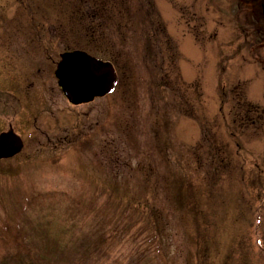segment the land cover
Here are the masks:
<instances>
[{
    "label": "rangeland",
    "instance_id": "374dc122",
    "mask_svg": "<svg viewBox=\"0 0 264 264\" xmlns=\"http://www.w3.org/2000/svg\"><path fill=\"white\" fill-rule=\"evenodd\" d=\"M153 2L173 43L164 47L159 71L170 74L174 86H157L158 73L143 67L144 31L131 32L128 25L127 37L99 47L105 54L97 51L118 66L115 92L75 107L52 71L64 51L93 49L77 23L59 0H0V101L20 100L18 111L0 102V133L12 128L25 142L20 155L0 162V262L18 254L16 243H25L28 234L27 249L42 243L26 218L35 227L49 226L55 237L67 230L62 208L33 203L38 193L62 192L82 202V220L96 212L112 217L109 199L137 206L139 211L126 210L134 212L137 225L122 241L125 252L139 241L144 246L151 231L159 232L156 248L165 264H264V70L254 52H238L243 39L234 0ZM38 69L49 81L33 101H42L47 91L62 101L56 120H36L40 112L26 101L33 92L24 76L30 80ZM249 105L259 111L248 114ZM155 125L161 135L167 131L163 148L156 144ZM154 174L153 192L145 180ZM145 200L159 210L156 225L146 215L150 209H141ZM126 212L119 214L129 222ZM24 224L30 228L26 235L18 229ZM138 229L147 232L136 240Z\"/></svg>",
    "mask_w": 264,
    "mask_h": 264
},
{
    "label": "trees",
    "instance_id": "16d2710c",
    "mask_svg": "<svg viewBox=\"0 0 264 264\" xmlns=\"http://www.w3.org/2000/svg\"><path fill=\"white\" fill-rule=\"evenodd\" d=\"M59 1L60 3L62 2V9L67 12L69 20L77 23L81 36L87 38L93 46V49L90 51L92 53L97 54L98 51L105 54L104 51L99 50V47H110L109 45H115L117 40L121 39L122 36L127 37L125 29L128 25L130 26L131 32L137 33L139 30H143L144 34L141 40L143 47V67L151 75H154L155 72L158 73L157 86H160L162 90L174 86L173 81L175 79L171 78L170 74L167 75L159 71V69L163 68V49L164 47L171 48L173 43L167 39L166 29L156 15L153 0ZM113 35H115L114 43L112 42ZM147 58H149L148 61ZM107 59L112 60L110 57ZM173 61L175 62V58L171 60L172 66H174ZM165 98L167 99V97ZM247 107L249 108L247 111L248 114L252 111H259V108H255L252 105ZM241 121L244 120L241 119ZM245 121L249 122L246 119ZM165 124L167 125L166 121ZM156 125L154 129L156 144L161 143L160 148H163L168 142L165 139L167 137H164L167 131L161 135V131ZM159 136H161V140ZM215 155L213 153L212 157ZM146 171L145 168L144 172L146 173ZM150 171L153 173L155 170L151 169ZM155 176V174L152 176L151 181L148 178L145 180L146 187L153 192L156 188L154 184ZM180 181L186 183V179L183 177H180ZM182 187L183 185L179 186V193L176 196L179 205L184 204L183 194H181L183 193ZM187 188L188 191L192 192L191 184L188 183ZM188 196L190 199L194 197V195ZM35 202L38 205L49 202L53 210L56 206L62 208V210H56L64 213L66 222L70 223L67 230L63 228L58 233L60 237L62 236V240L60 237L50 235L49 226L40 227V225H37L35 227L28 222L29 218H26L25 222L29 224L30 228L34 229L35 234L39 235L42 243L40 246L35 245L36 250L27 249V246L30 245L28 244L29 237L30 242L32 239L28 234L23 237V239L26 238L25 243H16L20 248V252L18 254H11L9 257H6L4 262H0V264H165L156 248L159 232L150 234L151 231L147 232L146 230L141 231L138 229L132 235V237L136 236V240L146 232L149 234L146 237L144 246L139 241L137 242L138 246L134 247L132 245L131 251L125 252L123 250L122 241L125 239V235L128 236L130 229L137 225L133 220L132 215L134 212L132 213V210L139 211V208L133 206L131 203H124L122 199L118 198H115L114 201L109 199L106 207L110 209L113 206L115 212L112 217H106L96 212L90 218L82 220L83 217L87 216V213L81 210L82 202L65 193L55 192L42 196L38 195L34 198L33 203ZM150 202V200H145L140 206L144 212L146 206L150 209L146 215L149 219L152 218L151 221H153V218H157L159 210L154 206H150ZM129 208L132 210L126 212ZM120 210L129 214V222H126L122 214H119ZM141 216L144 217V213ZM151 221L148 222L149 225L152 224ZM119 223L122 224V228L118 227ZM110 224L112 225V230H108ZM30 228H26L25 224L23 227L18 226V229L24 232L25 235L29 232ZM15 239L20 240L21 237L17 236Z\"/></svg>",
    "mask_w": 264,
    "mask_h": 264
},
{
    "label": "water",
    "instance_id": "95a60500",
    "mask_svg": "<svg viewBox=\"0 0 264 264\" xmlns=\"http://www.w3.org/2000/svg\"><path fill=\"white\" fill-rule=\"evenodd\" d=\"M57 75L65 94L76 105L111 93L118 80L110 63L98 61L85 52L65 54ZM23 148V142L13 132L1 135L0 160L18 155Z\"/></svg>",
    "mask_w": 264,
    "mask_h": 264
},
{
    "label": "flooded vegetation",
    "instance_id": "af4514ba",
    "mask_svg": "<svg viewBox=\"0 0 264 264\" xmlns=\"http://www.w3.org/2000/svg\"><path fill=\"white\" fill-rule=\"evenodd\" d=\"M237 10V21L240 26L241 36L244 37L246 47L248 50L255 52L258 58L261 57V53L264 55V0H236L235 2ZM250 38V41H249ZM7 100L6 98H4ZM2 99L0 102L4 106H15L18 108V104L15 101H4ZM45 101L44 107L40 106L38 103ZM42 101H32L35 105V111L40 112L39 116L36 118L38 120L42 115H48L53 117L57 114V109L59 108L62 101H58L56 98L52 97L51 93L47 91L46 95L43 97ZM48 114H46V113ZM49 138V134H45ZM55 143V141H53Z\"/></svg>",
    "mask_w": 264,
    "mask_h": 264
}]
</instances>
